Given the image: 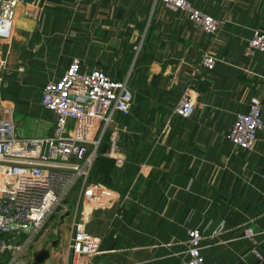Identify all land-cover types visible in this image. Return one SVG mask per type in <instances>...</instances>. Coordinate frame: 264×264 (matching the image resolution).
<instances>
[{"label":"crops","instance_id":"crops-1","mask_svg":"<svg viewBox=\"0 0 264 264\" xmlns=\"http://www.w3.org/2000/svg\"><path fill=\"white\" fill-rule=\"evenodd\" d=\"M190 1L224 20L217 33L153 0H23L12 36L0 38V102L19 137L52 132L55 113L40 90L73 56L117 79L132 73V109L115 114L93 167V180L115 191L87 224L104 234L95 264H182L186 229L197 225L207 264H264L250 252L251 238L264 252V126L245 151L227 138L254 96L264 119V51L243 52L252 30H264V0ZM209 50L218 61L206 71ZM187 90L194 114H173ZM101 157L113 161L106 175Z\"/></svg>","mask_w":264,"mask_h":264},{"label":"built area","instance_id":"built-area-1","mask_svg":"<svg viewBox=\"0 0 264 264\" xmlns=\"http://www.w3.org/2000/svg\"><path fill=\"white\" fill-rule=\"evenodd\" d=\"M23 0H0V38L13 34L15 7ZM170 10L184 11L202 31L215 34L224 20L196 7L190 0H153ZM141 44L135 48V56ZM264 51V30L255 28L243 52L253 56ZM218 61L212 51L202 53L201 67L213 70ZM130 70L122 79L101 67L86 69L73 56L57 79L47 80L40 90V103L55 113L53 130L41 137H19L10 106L0 102V264H31L29 244L47 219L77 187V202L65 242L66 264H93L101 251L100 237L90 234L87 224L94 210L110 205L115 191L103 182L92 181L90 170L101 139L117 112L132 109ZM192 91H185L174 104L173 114L190 117L196 109ZM244 111L235 114L227 138L238 150L253 147L264 126L263 104L254 96ZM220 230V227L216 229ZM204 230L197 225L186 229L187 248L182 264H207L202 252ZM245 236L253 231L248 227ZM250 248L258 263L264 252L255 238Z\"/></svg>","mask_w":264,"mask_h":264},{"label":"rangeland","instance_id":"rangeland-1","mask_svg":"<svg viewBox=\"0 0 264 264\" xmlns=\"http://www.w3.org/2000/svg\"><path fill=\"white\" fill-rule=\"evenodd\" d=\"M77 187L74 186L71 191L68 193L67 198L61 203V205L56 208L53 214L47 219L42 230L35 236V238L30 242L29 246V254H31L34 250L40 249L47 244L51 238H58V244L53 246L50 251V255L45 259L41 264H66V250H65V239L68 238L70 232V224L72 221L73 212L70 211V205L74 206L77 202ZM69 214H66V213ZM95 210L90 216L88 223L91 222L94 216ZM88 226V225H87ZM88 232H90L89 228ZM100 239L103 237V233L98 230L95 233ZM100 258L97 257V261ZM96 261V260H95ZM95 261L93 264H95Z\"/></svg>","mask_w":264,"mask_h":264},{"label":"trees","instance_id":"trees-1","mask_svg":"<svg viewBox=\"0 0 264 264\" xmlns=\"http://www.w3.org/2000/svg\"><path fill=\"white\" fill-rule=\"evenodd\" d=\"M142 46H143V42H142V44H141V47H140V50L138 51V53H137V58L139 57L138 55H139V53H140V51H141V48H142ZM136 58V59H137ZM131 73V72H130ZM131 77H132V73H131ZM126 114H129V113H126ZM125 114V115H126ZM107 134V131H106V133L103 135V137L102 138H104V136ZM102 140V139H101ZM98 149H99V146H98V148H97V151H96V155L94 156V161H93V164H92V167H91V170H90V174H89V177L91 178V180H93V179H96L97 177L95 176V173H93V171H94V165H95V163L97 162V158H98ZM101 158H105V157H101ZM106 160H104L103 162H102V164H101V168L100 169H102L103 171H104V173H105V175L106 174H108L109 173V171H110V169L112 168V166H113V161L112 160H109L108 158H105ZM119 188V187H118ZM120 189V188H119ZM121 190V189H120ZM120 192H123L122 190L120 191Z\"/></svg>","mask_w":264,"mask_h":264},{"label":"water","instance_id":"water-1","mask_svg":"<svg viewBox=\"0 0 264 264\" xmlns=\"http://www.w3.org/2000/svg\"><path fill=\"white\" fill-rule=\"evenodd\" d=\"M66 214H69L68 212ZM54 245V242L52 243V246ZM50 255V248L47 246H44L40 249L33 251V259L31 261V264H41L45 261V259Z\"/></svg>","mask_w":264,"mask_h":264},{"label":"flooded vegetation","instance_id":"flooded-vegetation-1","mask_svg":"<svg viewBox=\"0 0 264 264\" xmlns=\"http://www.w3.org/2000/svg\"><path fill=\"white\" fill-rule=\"evenodd\" d=\"M58 241H59V239L58 238H51L50 240H49V245H51L52 246V243L54 242V245L53 246H56L57 244H58ZM57 243V244H56ZM46 246H48V245H46ZM52 246V247H53Z\"/></svg>","mask_w":264,"mask_h":264}]
</instances>
